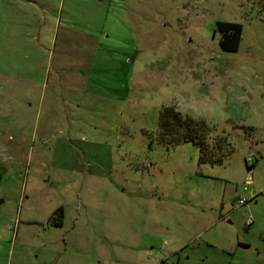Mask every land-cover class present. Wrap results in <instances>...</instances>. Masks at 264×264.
<instances>
[{
	"label": "rangeland",
	"instance_id": "obj_1",
	"mask_svg": "<svg viewBox=\"0 0 264 264\" xmlns=\"http://www.w3.org/2000/svg\"><path fill=\"white\" fill-rule=\"evenodd\" d=\"M0 264H264V0H0Z\"/></svg>",
	"mask_w": 264,
	"mask_h": 264
},
{
	"label": "trees",
	"instance_id": "obj_2",
	"mask_svg": "<svg viewBox=\"0 0 264 264\" xmlns=\"http://www.w3.org/2000/svg\"><path fill=\"white\" fill-rule=\"evenodd\" d=\"M219 32L218 44L222 50L233 52L237 51L240 44V38H242V25L237 22L229 21H217L216 31ZM158 136L160 141L166 143H184L192 142L197 145L200 152L198 155V161L201 163H209L211 165L219 164L223 162V159L230 154L222 152V139L218 141L217 145L213 148L218 149L220 153L214 154L209 148V143L206 139V132L210 128L208 124L203 121L193 120V118L183 116L173 106H166L160 110L158 118ZM250 133H254L252 126L247 127ZM224 139V138H223ZM260 157V155H258ZM257 162V157L251 165H247V168L251 169ZM64 210L62 207L56 208L52 214H50L48 220L53 225H62Z\"/></svg>",
	"mask_w": 264,
	"mask_h": 264
},
{
	"label": "built area",
	"instance_id": "obj_3",
	"mask_svg": "<svg viewBox=\"0 0 264 264\" xmlns=\"http://www.w3.org/2000/svg\"><path fill=\"white\" fill-rule=\"evenodd\" d=\"M252 157H253V156H252ZM252 157H250V156L247 157L248 164H251V163H252V161H253V160H252ZM249 162H250V163H249ZM250 182H251V177H250V175H248V176H247V181H246L245 187L243 188L244 190L246 189L247 185H248ZM240 202H241V204H242V203H244L245 201L240 199Z\"/></svg>",
	"mask_w": 264,
	"mask_h": 264
},
{
	"label": "crops",
	"instance_id": "obj_4",
	"mask_svg": "<svg viewBox=\"0 0 264 264\" xmlns=\"http://www.w3.org/2000/svg\"><path fill=\"white\" fill-rule=\"evenodd\" d=\"M260 153L258 152V155H259Z\"/></svg>",
	"mask_w": 264,
	"mask_h": 264
}]
</instances>
